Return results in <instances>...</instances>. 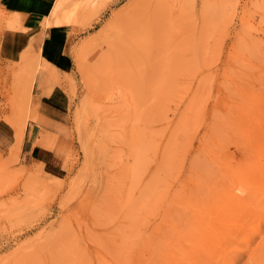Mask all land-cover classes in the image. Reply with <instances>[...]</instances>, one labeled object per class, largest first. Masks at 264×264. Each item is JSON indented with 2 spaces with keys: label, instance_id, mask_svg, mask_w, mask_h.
<instances>
[{
  "label": "rangeland",
  "instance_id": "obj_1",
  "mask_svg": "<svg viewBox=\"0 0 264 264\" xmlns=\"http://www.w3.org/2000/svg\"><path fill=\"white\" fill-rule=\"evenodd\" d=\"M21 24L0 7V264H264V0H54L7 41Z\"/></svg>",
  "mask_w": 264,
  "mask_h": 264
},
{
  "label": "crops",
  "instance_id": "obj_2",
  "mask_svg": "<svg viewBox=\"0 0 264 264\" xmlns=\"http://www.w3.org/2000/svg\"><path fill=\"white\" fill-rule=\"evenodd\" d=\"M53 2L54 0H0V7L4 9L6 13L16 15L22 22L21 27L23 26L26 30L28 29L24 32L17 31L6 33L5 37L7 38V41L11 43L15 41L17 44H20L23 41L26 43L27 39L28 41L31 39L26 37V33L33 31L34 29H36L37 32L33 37H37L39 31L41 32L42 29L40 30V27L35 25V23L43 19L45 15H48ZM25 45L26 44H22L21 48ZM34 135L35 133L33 129L27 132L25 136V146L33 145L32 140Z\"/></svg>",
  "mask_w": 264,
  "mask_h": 264
},
{
  "label": "bare ground",
  "instance_id": "obj_3",
  "mask_svg": "<svg viewBox=\"0 0 264 264\" xmlns=\"http://www.w3.org/2000/svg\"><path fill=\"white\" fill-rule=\"evenodd\" d=\"M47 20V19H46ZM29 59H32V58H29ZM37 60V59H36ZM35 60V61H36ZM34 61V60H33ZM32 62V64L30 65V63H26V65H30V66H33V67H31L32 68V70H34L33 68L35 67V65L37 64V62L38 61H36V62ZM34 63H35V65H34ZM40 65V64H39ZM41 66V65H40ZM28 67V66H27ZM30 69V68H29ZM28 69V70H29ZM258 69H259V67H258ZM27 70V69H26ZM36 70V69H35ZM254 72H256L255 70H257V69H255V67H254V69H252ZM252 71V72H253ZM34 72V71H33ZM251 73V72H250ZM30 74V73H29ZM28 74V76H30ZM24 77H25V75H24ZM31 77V81L33 80L32 79V77L33 76H30ZM254 79V78H253ZM15 80H17V79H15ZM20 80V79H19ZM25 79H23V75H22V79L20 80V81H24ZM30 81V78L28 79V82H31ZM253 81V80H252ZM27 82V83H28ZM260 82V81H259ZM26 83V82H25ZM251 84V83H250ZM246 85H247V83H246ZM242 86V85H241ZM250 86V85H249ZM252 86V85H251ZM247 87H248V85H247ZM244 88V87H243ZM249 88V87H248ZM243 90V89H242ZM239 91V90H238ZM248 91V90H247ZM29 94V93H28ZM22 94L19 92V93H16V94H14L13 95V100H14V102H13V104H12V107H10L11 108V110H12V112L11 113H13L14 114V116H16L17 114L16 113H14V112H16L15 110H18L21 106H22V97L20 98V100H18L19 99V97L17 98V96H21ZM246 95V94H245ZM251 95V94H250ZM23 96V95H22ZM26 96V95H25ZM244 97V96H243ZM242 97V98H243ZM258 97V96H257ZM28 99H29V97H27ZM238 98V97H237ZM27 99V100H28ZM249 101H250V99L249 98H247ZM252 99V98H251ZM258 100V99H257ZM239 101H241V100H239ZM239 101H237L238 102V105H239ZM252 101V100H251ZM236 102V103H237ZM244 103H245V101H244ZM191 104V103H190ZM248 104V103H247ZM191 106H192V104H191ZM240 106V105H239ZM242 106V105H241ZM240 106V108H241V110L243 109L242 107ZM244 106V105H243ZM186 108H188V107H186ZM186 108H185V110H186ZM229 108V107H228ZM233 108V107H232ZM194 109V108H193ZM251 109H252V107H251ZM14 110V111H13ZM22 110V109H21ZM198 110H199V108H198ZM187 111V110H186ZM239 111V110H238ZM20 112H22V111H20ZM218 112V111H217ZM228 112V111H227ZM252 112V111H251ZM190 113V112H189ZM261 113V112H260ZM261 114H264V113H261ZM252 115H254V113L252 114ZM252 115H250V117L252 116ZM243 116H245L244 114H243ZM18 118H19V116H17ZM190 117V116H189ZM218 117V116H217ZM226 117V116H225ZM236 116H234L233 118H235ZM248 117H249V115H248ZM11 118H13V116H12V114H11ZM17 118V119H18ZM20 118H21V115H20ZM14 119V118H13ZM12 119V120H13ZM224 119V118H223ZM239 119H240V117H239ZM254 119V118H253ZM14 120H16V119H14ZM179 120V119H178ZM186 120H187V118H186ZM233 120V119H232ZM183 121H184V119H183ZM182 121V122H183ZM25 122V121H24ZM24 122H22V123H17V120H16V124H18L17 125V129H16V134H15V141H16V143H17V145H20L21 144V142H22V140H23V137H24V132H25V125H24ZM188 122V121H187ZM239 122V121H238ZM241 122V121H240ZM236 123V122H235ZM237 124V123H236ZM251 124V123H250ZM253 125V124H252ZM257 125H259V124H257ZM241 126V125H240ZM236 128V127H235ZM240 128V127H239ZM236 130V129H235ZM243 130V129H242ZM242 130H240V131H242ZM243 132V131H242ZM242 132H239V133H241L242 134ZM247 135H249V133L247 134ZM255 135V134H254ZM243 136V135H242ZM247 138L249 137V136H246ZM250 138V137H249ZM248 138V139H249ZM246 139V138H245ZM242 141V140H241ZM247 141V140H246ZM248 142H249V140H248ZM234 143V142H233ZM249 144H251V143H249ZM249 144H247V146H249ZM257 144H258V142H257ZM256 144V145H257ZM262 145H264V144H262ZM235 146V145H234ZM237 146V145H236ZM235 146V147H236ZM242 146H244V145H242ZM238 149H240L241 147L238 145ZM252 147H253V145H252ZM247 148V147H246ZM250 148V147H249ZM257 148H259V146H257ZM261 148V147H260ZM235 149V148H234ZM242 149V148H241ZM248 149V148H247ZM246 149V150H247ZM252 149V148H251ZM262 149V148H261ZM19 150V149H18ZM229 150V149H228ZM228 150H225V151H228ZM242 150H244V152H245V149L243 148ZM236 151H237V149H236ZM240 151V150H239ZM238 151V152H239ZM249 151V150H248ZM241 152V151H240ZM243 152V151H242ZM241 152V153H242ZM252 152H255V151H252ZM240 153V154H241ZM246 153L247 152H245V156H246ZM234 154H236V152L234 153ZM250 155V154H249ZM248 155V156H249ZM259 155V154H258ZM238 156V155H237ZM247 156V157H248ZM241 157H242V154H241ZM252 157V156H251ZM244 158V157H243ZM249 158V157H248ZM237 159H239L240 160V156H239V158H237ZM245 159V158H244ZM235 161V160H234ZM236 163H238V162H236ZM240 163H241V161H240ZM245 163V162H244ZM256 163V162H255ZM259 163V162H258ZM257 163V164H258ZM239 164V163H238ZM247 165H249V163L247 164ZM259 165V164H258ZM262 166H264V165H262ZM246 167V166H245ZM249 167V166H248ZM250 168V167H249ZM238 171H236V173H237ZM251 172V171H250ZM249 172V173H250ZM248 173V172H247ZM223 174V173H222ZM225 174V173H224ZM247 175V174H246ZM222 176H224V178H225V175H222ZM227 177H228V175H226ZM195 177V176H194ZM254 177V176H253ZM262 177H264V176H262ZM219 178V177H218ZM222 178V177H221ZM251 178V177H250ZM233 179V178H232ZM238 179V178H237ZM219 180V179H218ZM223 180V179H222ZM225 180V179H224ZM227 181H229V180H227ZM214 183H215V181H213ZM217 182V181H216ZM220 182H221V180H220ZM219 182V183H220ZM230 182V181H229ZM228 182V183H229ZM260 182V181H259ZM262 184H264V183H262ZM205 185V184H204ZM221 185H222V183H221ZM220 185V186H221ZM227 185V184H226ZM240 186V185H239ZM227 187V186H226ZM240 188V187H239ZM241 188H243V187H241ZM248 189V188H247ZM224 190V189H223ZM244 190H246V188L245 189H242V191H244ZM225 191V190H224ZM248 191V190H247ZM222 192V191H221ZM248 192H250V191H248ZM235 193V192H234ZM224 199V198H223ZM248 199V198H247ZM250 200V199H249ZM227 201L229 202V203H227L228 205H230V206H232V207H236L237 208V206L239 207H241V205H243V198L242 197H240V195L239 196H237L236 194L235 195H231V194H229L228 195V198H227ZM224 202V201H223ZM227 205V206H228ZM239 207V208H240ZM230 208V207H229ZM242 208V207H241ZM240 208V209H241ZM226 210V209H225ZM224 210V211H225ZM239 211V210H238ZM242 211L243 210H241V212H240V214L242 213ZM244 211H245V209H244ZM235 212H237V211H235ZM260 212H264V211H261L260 210ZM175 213V212H174ZM181 218V217H180ZM207 219V218H206ZM210 219V218H209ZM178 225V224H177ZM175 232V231H174ZM176 233V232H175ZM230 238H232V237H230ZM262 247H264V245H262ZM262 249V248H261ZM260 253V252H259ZM175 260V259H174ZM177 260V259H176ZM194 261L196 260V257L193 259ZM199 260V259H198ZM173 260H171V262H172ZM197 261V260H196Z\"/></svg>",
  "mask_w": 264,
  "mask_h": 264
}]
</instances>
